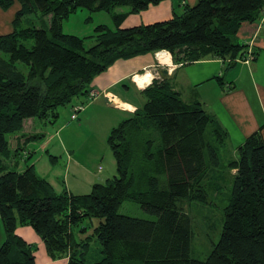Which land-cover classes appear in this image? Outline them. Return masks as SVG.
<instances>
[{
    "label": "trees",
    "instance_id": "16d2710c",
    "mask_svg": "<svg viewBox=\"0 0 264 264\" xmlns=\"http://www.w3.org/2000/svg\"><path fill=\"white\" fill-rule=\"evenodd\" d=\"M162 1L0 0L4 12L19 5L13 31L0 36V264H35L36 246L16 235L18 227L31 228L48 258L67 264H87L81 249L94 239L101 247L94 264H264L263 126L228 162L233 184L219 240L205 260H195L191 219L180 206L208 204V191L217 193L209 172L221 168L218 151L228 137L198 102L186 104L169 81L152 80L142 92L144 104L111 129L106 142L116 176L94 184L87 194L66 188L56 193L25 150L42 140L22 133L26 121L53 125L58 110L88 99L93 79L117 60L166 51L176 65L216 58L231 68L244 56L246 46L237 37L241 25L260 20L264 11V0H197L181 16L121 28L128 15ZM79 9L105 12L115 29L97 26L95 44L86 48L84 39L63 31ZM32 16L37 23L21 28ZM215 79L223 85L221 77ZM9 154L12 160L2 158ZM14 159H24L22 169ZM125 202L155 220L118 214ZM85 220L91 226L78 232L82 237L89 228L92 232L76 242L72 229Z\"/></svg>",
    "mask_w": 264,
    "mask_h": 264
},
{
    "label": "crops",
    "instance_id": "0c3cea01",
    "mask_svg": "<svg viewBox=\"0 0 264 264\" xmlns=\"http://www.w3.org/2000/svg\"><path fill=\"white\" fill-rule=\"evenodd\" d=\"M196 2L197 0H164L157 6H150L139 14L128 15L123 24L134 17L136 19L128 23V27L167 21L173 16H181L185 6H194ZM18 10V4H14L6 12L0 9V36L13 31L12 23ZM116 11L127 12L128 9L118 8ZM237 37L239 42L246 46L243 50L244 56L250 53L252 58L247 63L238 61L231 68L216 58H205L190 64L176 65L172 59L169 62L170 54L167 52L169 55H165L166 51L127 60H117L105 72L93 79L90 92L95 93V97L90 101L86 98L75 102L73 106H82V109L77 113L73 122L79 120L80 125L82 123L88 127H99L96 131L88 133L91 135L94 132L98 133L101 136V142L106 145L111 129L132 116L134 111L144 104L145 98L142 92L151 85L145 81V75L151 74V82L152 80L162 81L158 74L160 70H167L168 75L175 71V74L168 80L171 88L179 93L186 104L198 102L207 114L215 118L216 125L227 133L228 141L231 142V157L234 158L238 146L247 137L259 131L262 126L261 134L264 140V14L254 23H243ZM164 55L168 60L162 62L161 57ZM170 65L177 67L170 70ZM216 77L222 78L223 85L217 83ZM140 78L144 79L143 82ZM111 100L115 101V104H112ZM69 115L71 116L70 107ZM49 128H51L49 125L45 126L39 121L31 124L28 130L24 128L22 131L24 135L42 136V140L29 143L25 150L32 153L36 150L41 151L55 158L50 163L56 166L62 165L60 153L64 151V148L59 143L58 133L64 125L61 124L53 135ZM80 128H83V131L87 130V127L81 126ZM79 140H83L84 144L89 142L85 136ZM68 159L69 156L66 161ZM71 163L76 167L79 166L73 160H68L63 172L61 167H56V171L52 170L48 177L35 172L44 178L56 193H61L62 187L65 186L63 174L70 175L74 172L71 171L73 167ZM33 166L36 170L34 163ZM234 172L232 171V174ZM81 173L78 175L85 174L82 170ZM89 176L90 174L85 177L88 183L82 182L84 187L82 183V186H76L80 191L85 189V194L97 183L93 179H88ZM60 178H62L61 181ZM15 233L26 243L37 247L34 254L35 264H67L66 259L52 261L48 258L42 241L31 228L18 227ZM3 240L4 231L0 221V245Z\"/></svg>",
    "mask_w": 264,
    "mask_h": 264
},
{
    "label": "rangeland",
    "instance_id": "374dc122",
    "mask_svg": "<svg viewBox=\"0 0 264 264\" xmlns=\"http://www.w3.org/2000/svg\"><path fill=\"white\" fill-rule=\"evenodd\" d=\"M126 18L123 20L121 26L123 28H131L132 26L128 27V23L132 22L136 18H131V20L123 24ZM37 20L38 19L34 16L29 17L24 23H21L20 27L25 28L27 26H31V24L37 23ZM97 26H105L113 30L115 29L109 15L105 12L89 14L86 10L79 9L64 22L63 31L68 35L84 39L85 47L89 48L95 44L94 29ZM113 100L110 102L115 104V101ZM58 113L59 118L53 125H49V127H51L49 130H51L53 135L56 130L59 129L61 124L64 125V128H62L58 133L59 143L63 145L65 151V153L64 151L60 153V163L62 162L63 164L57 166L55 164L53 165L50 163L53 162L51 156L36 150L31 159V164H35V171L48 177L52 170L56 171V167H61V171L63 172L68 160H73V162H76L79 166L76 167L73 163H71V165H73L71 171L74 172L70 173V175L63 174V176L65 178L64 183L66 190L69 192L71 191L75 195L86 193L85 189L80 191L76 188V186L79 187L83 184L84 187V183L82 182L86 181L85 177L88 176V174H90L88 179H93L95 182L102 184L105 183L107 179L111 180L114 176H116L115 160L107 142L106 145L102 143L101 136L98 133L94 132L92 135L88 133L96 131L99 127H88L82 123L80 125L79 120L73 122L75 119H71V116L69 115V107L59 109ZM79 119H81V117ZM33 123H36V121L31 120L30 122H26L24 124V128L28 130L29 126ZM81 126L87 127V130L83 131V128H80ZM83 136L87 137L89 142L84 144L83 140L80 141L79 138H82ZM230 144L231 142L229 140L226 145L218 151L222 163L221 168H215L209 172L210 180L208 182L209 184L211 183V185L216 186L215 189H217V193L215 194H212L210 190L208 191V200L210 203L202 204L192 201L188 204L184 203L180 206L182 213L191 219V258L195 260L203 261L207 258L211 252L212 245L217 243L222 231L224 208L229 202L231 187L233 184V177L227 169V164L232 158ZM68 156L69 159L66 161ZM2 158L8 161L12 160L11 154H9L8 157L2 156ZM14 162L18 163L16 167L17 170L20 168L22 169L25 164L24 159H14ZM78 167L81 168L86 176L78 175V173H81V170ZM61 179L62 178H60V181ZM86 182L88 183V181ZM64 187H62V190ZM118 214L144 220H155L153 216L143 212L139 206L133 202L123 203L118 209ZM90 226L91 224L89 223V220H85L79 227L72 229L76 242H79L83 237L89 236L92 232L89 228L82 237V235L78 232L80 228ZM100 251L101 247L96 239L91 241L86 249H81L82 256L87 264H94L99 261L101 259Z\"/></svg>",
    "mask_w": 264,
    "mask_h": 264
},
{
    "label": "built area",
    "instance_id": "2783aa9c",
    "mask_svg": "<svg viewBox=\"0 0 264 264\" xmlns=\"http://www.w3.org/2000/svg\"><path fill=\"white\" fill-rule=\"evenodd\" d=\"M263 14H264V11H263ZM251 58L252 57H251L250 53H248L247 55L243 56L242 58L237 59L236 62L242 61L244 63H247ZM94 97H95V93L90 92L88 95V101H90ZM81 109H82V106H73L71 109V112H72L71 119H75L76 113H78Z\"/></svg>",
    "mask_w": 264,
    "mask_h": 264
},
{
    "label": "water",
    "instance_id": "95a60500",
    "mask_svg": "<svg viewBox=\"0 0 264 264\" xmlns=\"http://www.w3.org/2000/svg\"><path fill=\"white\" fill-rule=\"evenodd\" d=\"M155 54H157V53H155ZM158 74L162 80L168 81L175 74V71H173L171 75H168L167 70H160Z\"/></svg>",
    "mask_w": 264,
    "mask_h": 264
},
{
    "label": "clouds",
    "instance_id": "9594fccd",
    "mask_svg": "<svg viewBox=\"0 0 264 264\" xmlns=\"http://www.w3.org/2000/svg\"><path fill=\"white\" fill-rule=\"evenodd\" d=\"M165 55H169L167 52L164 53ZM170 56H169V62H170ZM174 67H177L176 65H170V70ZM145 79L148 81V83H151V74H146Z\"/></svg>",
    "mask_w": 264,
    "mask_h": 264
},
{
    "label": "bare ground",
    "instance_id": "6f19581e",
    "mask_svg": "<svg viewBox=\"0 0 264 264\" xmlns=\"http://www.w3.org/2000/svg\"><path fill=\"white\" fill-rule=\"evenodd\" d=\"M166 60H168V59L165 57V55L161 57L162 62H165ZM140 80H141V82H143L144 79L140 78ZM145 81L147 82V80H145Z\"/></svg>",
    "mask_w": 264,
    "mask_h": 264
}]
</instances>
